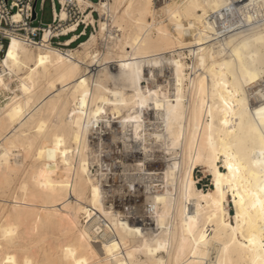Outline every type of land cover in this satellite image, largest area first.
I'll list each match as a JSON object with an SVG mask.
<instances>
[{"label":"bare ground","instance_id":"6f19581e","mask_svg":"<svg viewBox=\"0 0 264 264\" xmlns=\"http://www.w3.org/2000/svg\"><path fill=\"white\" fill-rule=\"evenodd\" d=\"M72 1L0 56V264H264V0Z\"/></svg>","mask_w":264,"mask_h":264},{"label":"built area","instance_id":"2783aa9c","mask_svg":"<svg viewBox=\"0 0 264 264\" xmlns=\"http://www.w3.org/2000/svg\"><path fill=\"white\" fill-rule=\"evenodd\" d=\"M35 0H0V56L5 52V48L12 37L19 38L31 46L43 45L42 37L44 31L50 32L49 43L63 47L73 43H80L83 36H86L90 26L94 24L87 20V11H82L72 0L65 3L61 0H50L52 6V20L43 25L36 24L37 11L35 6V17H33V4ZM40 1L41 5L45 0ZM99 1V0H98ZM160 1V0H159ZM62 9L68 15L61 16ZM96 10H92L94 12ZM58 12V13H57ZM75 23V28L70 29L68 25ZM64 36L63 39L61 37ZM67 41H71L67 44Z\"/></svg>","mask_w":264,"mask_h":264},{"label":"rangeland","instance_id":"374dc122","mask_svg":"<svg viewBox=\"0 0 264 264\" xmlns=\"http://www.w3.org/2000/svg\"><path fill=\"white\" fill-rule=\"evenodd\" d=\"M94 1H98V0H94ZM158 2H160L162 4L163 0H160V1L156 0V3H158ZM161 4H159V5H161ZM36 11L38 13L37 14V18L35 20L36 24L42 23L43 25H46L47 23L51 22V20H52V6H51L50 0H45L43 5H41L40 1H38L37 4H36ZM94 16H95L96 19H98L100 17L99 16V12L97 10L94 12ZM95 27H97V23H96V25L94 24L93 26H90V28L88 29L87 35L92 30H95ZM87 35L83 36L82 39L87 37ZM63 38H64V36L61 37V39H63ZM73 44H74V46H76L77 43L75 42ZM5 100H6V96L3 93H1L0 94V103L3 104L5 102ZM111 138L113 140V137H112L111 134H110V136H106V137L103 136V143H104V145L108 146L110 144V142H111V146H108L110 148V150H108V152L117 161L118 159H120L119 156L124 153V144L122 143V141L114 143V142L111 141ZM104 140H106V141H104ZM119 148H121V149H119ZM158 152H160V151H158ZM115 160H114V162H115ZM115 163L116 164L113 165V167L115 169H113V170H114V172H116V176H117L116 177V182H117V184H122V182H124V177H123V173L124 172L123 171L125 170V165L123 163L122 164L121 163H117V162H115ZM116 168H117V171L118 170H120V171L117 172ZM122 169H123V171H122ZM206 172L207 171H205L203 165H200V164L195 165V167H194V176H195V178L197 180V186L200 189L203 188V189L207 190V189H209V187H211V182H212L211 178H212V176H211V174L209 172H207V173ZM120 174H122V176ZM141 203H142V200L139 201V204H141ZM229 210L232 213L234 211V207H233V204L231 202L229 203Z\"/></svg>","mask_w":264,"mask_h":264},{"label":"water","instance_id":"95a60500","mask_svg":"<svg viewBox=\"0 0 264 264\" xmlns=\"http://www.w3.org/2000/svg\"><path fill=\"white\" fill-rule=\"evenodd\" d=\"M35 6H36V0L34 1V4H33V17H35Z\"/></svg>","mask_w":264,"mask_h":264}]
</instances>
